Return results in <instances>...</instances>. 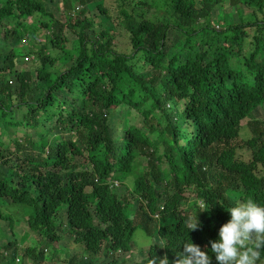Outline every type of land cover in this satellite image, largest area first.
<instances>
[{
  "label": "trees",
  "instance_id": "1",
  "mask_svg": "<svg viewBox=\"0 0 264 264\" xmlns=\"http://www.w3.org/2000/svg\"><path fill=\"white\" fill-rule=\"evenodd\" d=\"M56 1L0 0V222L50 245L0 264H123L137 230L156 241L136 264L210 249L230 207L264 203V0ZM217 6L252 12L216 30Z\"/></svg>",
  "mask_w": 264,
  "mask_h": 264
},
{
  "label": "clouds",
  "instance_id": "2",
  "mask_svg": "<svg viewBox=\"0 0 264 264\" xmlns=\"http://www.w3.org/2000/svg\"><path fill=\"white\" fill-rule=\"evenodd\" d=\"M118 183L113 182L117 187ZM227 212L230 218L223 223L210 249L201 250L188 238L179 245L171 264H262L264 262V203L254 199L238 201ZM199 220L190 223L187 233L197 229ZM168 248V247H162ZM149 264H170L167 256H152Z\"/></svg>",
  "mask_w": 264,
  "mask_h": 264
},
{
  "label": "rangeland",
  "instance_id": "3",
  "mask_svg": "<svg viewBox=\"0 0 264 264\" xmlns=\"http://www.w3.org/2000/svg\"><path fill=\"white\" fill-rule=\"evenodd\" d=\"M61 0L59 1H56L54 4H50L48 5V8L50 11H52L56 16H58L60 19H63V16H62V13L61 11H63V6H62V3L60 2ZM219 6H217L215 8V13L213 15V17L215 16H218L220 17L219 19V23L215 22L217 20H215L214 24H215V29L216 30H224L227 26H231L233 23H238L239 22V19H238V16L239 15H250L251 14V10L249 9H246V8H243V7H239L236 9V11L234 9H230V8H226L224 10L225 13L222 12L223 9L218 8ZM89 9L90 6H88ZM231 10V11H230ZM160 14H163L161 11H160ZM260 17V15H258ZM218 19V18H217ZM249 31V36L247 39H245L244 41V53H249L251 51V46L252 45V41H251V37L253 36V33H254V30L251 29V30H248ZM0 38H3V31L0 30ZM251 41V42H250ZM25 44V43H24ZM9 45L7 44V41H1L0 42V54L1 53H5L7 52V50L9 49L8 47ZM23 48H26V46L24 45H21L19 47V50H22ZM23 51V50H22ZM20 59V58H19ZM29 61L33 60V56L31 55L29 58H28ZM28 61H19L17 64H16V68L17 69H24L25 67L29 68L31 63H27ZM256 115L259 116V117H264V112L261 111V110H257L256 111ZM114 118H116L115 120L119 121L121 120L120 117L118 115H115ZM123 127V125H122ZM20 134L19 131H16L14 133L13 130H8V135H11V137L15 134ZM237 155L242 158V159H248L250 157L248 151H246L245 148L243 149H238L236 151ZM138 173L140 174V169L143 170V166L145 167V162H144V159L143 158H138ZM133 179V178H132ZM131 178H127L126 179V184L131 187V181H132ZM116 189H120V186L119 184L117 185V187H115ZM117 190V191H118ZM130 213V211H129ZM127 213V214H129ZM132 214H133V211H132ZM131 217V213L129 215ZM19 220H22L19 218ZM18 224L14 225V228H13V231L10 233L9 232V229L6 225V223H1L0 222V246H2L3 243L5 242H9L10 240H14L18 243V246L20 249H18V254L19 253H22L23 251V246H35V248H39L41 246H45V247H48L50 246L48 242L42 240V241H39L38 240V236L32 232H30V230H28V228L26 229V225L24 224V222L22 221H19L17 222ZM64 240L63 241V245L66 246V247H69L70 245H68V239H62ZM154 241H156V237H151V238H148V236L146 237V234L143 233V231L141 230H137L135 231V233L133 234L132 236V240H131V244L133 246V251L131 254H127V255H122L121 253H116V256L117 258H119L120 260L123 261V264H136L138 263L143 257H145V252H146V249L148 248V246L150 244H152ZM80 250V248H78ZM74 253H77V251H75V249L73 247H71V249H67V248H64L61 249V252H58L59 255H67V256H71L72 254ZM81 253V251H80ZM52 264H56L55 262H53ZM59 264H62V263H59Z\"/></svg>",
  "mask_w": 264,
  "mask_h": 264
}]
</instances>
